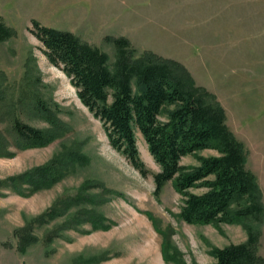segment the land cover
Wrapping results in <instances>:
<instances>
[{
  "label": "rangeland",
  "instance_id": "rangeland-1",
  "mask_svg": "<svg viewBox=\"0 0 264 264\" xmlns=\"http://www.w3.org/2000/svg\"><path fill=\"white\" fill-rule=\"evenodd\" d=\"M0 19L14 31L0 43V71L9 93L18 96L19 82L30 69L41 83L30 88L69 128L46 146L16 149L7 123L0 121L8 149L15 152L0 156V181L44 164L70 146L88 158L51 187L32 194L0 188V264H210L213 248L246 240L242 223L183 221L178 215L182 197L170 181L156 195L153 174L159 166L141 134L136 131L137 147L147 174L110 145L101 121L82 104L61 68L50 63L30 28L37 20L70 31L106 52L110 62L115 51L108 36L126 37L136 56L153 51L180 62L223 107L226 124L244 144L246 167L256 177L264 204V0H0ZM22 118L38 128L49 127L42 118ZM199 153L217 154L212 149ZM180 162L197 164L193 155ZM81 186L99 195L103 187L108 189L105 201L85 207L102 214L110 227L92 229L89 222L63 227L81 207L75 205L60 206L57 217L40 221L58 197L73 196ZM25 226H30L28 240ZM259 228L256 254L262 258L258 264H264V220ZM165 230L173 257L168 262L162 253Z\"/></svg>",
  "mask_w": 264,
  "mask_h": 264
},
{
  "label": "trees",
  "instance_id": "trees-1",
  "mask_svg": "<svg viewBox=\"0 0 264 264\" xmlns=\"http://www.w3.org/2000/svg\"><path fill=\"white\" fill-rule=\"evenodd\" d=\"M31 23L30 32L42 43L48 60L61 68L82 104L101 121L110 145L142 174H147L137 147L136 131L141 134L159 166L153 174L154 193L158 195L170 181L182 197L178 215L183 221L245 224L246 240L213 248L215 261L210 264L261 263L256 243L264 220L262 194L255 175L246 167L244 144L226 124L223 107L216 97L198 86L180 62L153 51L136 56L135 48L124 36L106 37L115 51L110 62L106 52L70 31L47 27L37 20ZM13 35V29L0 19V43ZM28 71L19 82L16 98L9 93L10 86L0 71V121L7 123L16 149L46 146L69 130L55 109L34 92V87L41 84L40 78L30 76ZM23 115L42 118L49 127L32 126L23 120ZM6 136L0 131V156L12 157L15 152L8 149L10 142ZM204 149L217 154H200ZM186 155H193L197 164H182L181 158ZM86 161L87 156L77 146H70L44 164L1 180L0 188L9 187L19 195H29L51 187L74 166ZM86 187L81 186L73 196L58 197L39 217L40 221L57 217L60 206L69 209L75 205L81 207L69 215L63 227L75 228L74 225L85 222L92 229L110 227L102 214L85 207L105 201L108 189L103 187L99 195L87 193ZM196 188L203 191H191ZM29 228H22L27 231V240ZM161 234L165 240L162 253L168 262L173 258L168 252L170 238L166 230Z\"/></svg>",
  "mask_w": 264,
  "mask_h": 264
},
{
  "label": "crops",
  "instance_id": "crops-1",
  "mask_svg": "<svg viewBox=\"0 0 264 264\" xmlns=\"http://www.w3.org/2000/svg\"><path fill=\"white\" fill-rule=\"evenodd\" d=\"M206 28H208V27H206Z\"/></svg>",
  "mask_w": 264,
  "mask_h": 264
}]
</instances>
